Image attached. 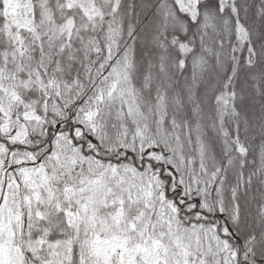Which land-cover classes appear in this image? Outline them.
Listing matches in <instances>:
<instances>
[{
	"label": "snow or ice",
	"instance_id": "6c2138e0",
	"mask_svg": "<svg viewBox=\"0 0 264 264\" xmlns=\"http://www.w3.org/2000/svg\"><path fill=\"white\" fill-rule=\"evenodd\" d=\"M0 264H264V0H0Z\"/></svg>",
	"mask_w": 264,
	"mask_h": 264
}]
</instances>
